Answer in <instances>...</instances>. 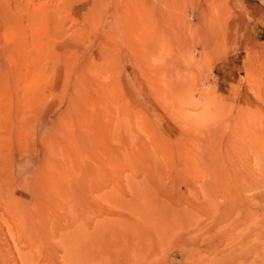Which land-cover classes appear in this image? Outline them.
<instances>
[{
  "label": "rangeland",
  "instance_id": "rangeland-1",
  "mask_svg": "<svg viewBox=\"0 0 264 264\" xmlns=\"http://www.w3.org/2000/svg\"><path fill=\"white\" fill-rule=\"evenodd\" d=\"M0 264H264V0H0Z\"/></svg>",
  "mask_w": 264,
  "mask_h": 264
}]
</instances>
